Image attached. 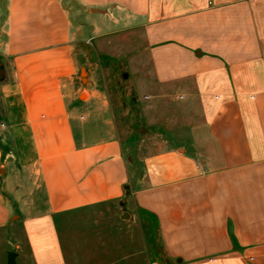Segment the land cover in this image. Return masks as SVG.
<instances>
[{
	"label": "crops",
	"instance_id": "0c3cea01",
	"mask_svg": "<svg viewBox=\"0 0 264 264\" xmlns=\"http://www.w3.org/2000/svg\"><path fill=\"white\" fill-rule=\"evenodd\" d=\"M78 11L142 27L157 82L198 103L185 141L137 155L80 100ZM119 200L180 264H264V0H0V229L66 264L57 218Z\"/></svg>",
	"mask_w": 264,
	"mask_h": 264
},
{
	"label": "rangeland",
	"instance_id": "374dc122",
	"mask_svg": "<svg viewBox=\"0 0 264 264\" xmlns=\"http://www.w3.org/2000/svg\"><path fill=\"white\" fill-rule=\"evenodd\" d=\"M75 13L73 22L81 23L75 43L80 100L88 97L84 89L95 91L113 112L125 145L130 139L137 155L185 141L199 119L198 103L179 86L157 82L142 27L126 18ZM57 227L66 264L181 262L165 250L157 220L121 200L63 214ZM26 246L19 223L0 229V264H9L10 252L16 264H31Z\"/></svg>",
	"mask_w": 264,
	"mask_h": 264
},
{
	"label": "water",
	"instance_id": "95a60500",
	"mask_svg": "<svg viewBox=\"0 0 264 264\" xmlns=\"http://www.w3.org/2000/svg\"><path fill=\"white\" fill-rule=\"evenodd\" d=\"M15 255H16V254H15L14 252H10V253H9V264H16V263H15V259H14V258H15V257H14Z\"/></svg>",
	"mask_w": 264,
	"mask_h": 264
}]
</instances>
